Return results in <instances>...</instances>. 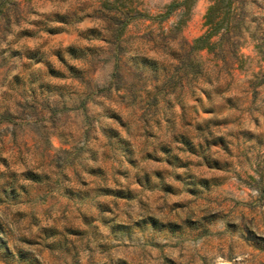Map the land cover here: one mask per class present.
Wrapping results in <instances>:
<instances>
[{
    "label": "rangeland",
    "instance_id": "374dc122",
    "mask_svg": "<svg viewBox=\"0 0 264 264\" xmlns=\"http://www.w3.org/2000/svg\"><path fill=\"white\" fill-rule=\"evenodd\" d=\"M235 7L195 73L179 10L115 50L60 0H0V264H264V0Z\"/></svg>",
    "mask_w": 264,
    "mask_h": 264
},
{
    "label": "trees",
    "instance_id": "16d2710c",
    "mask_svg": "<svg viewBox=\"0 0 264 264\" xmlns=\"http://www.w3.org/2000/svg\"><path fill=\"white\" fill-rule=\"evenodd\" d=\"M60 1L66 6L65 12L59 20L61 23L69 24L72 21H81L85 17L90 18L98 26L96 38L112 44L115 50L121 47L126 27L133 20L146 18L161 23L179 10L177 20L166 33L168 34L167 38L170 41L180 40L181 45L188 48L183 57L188 62H185L184 65L195 73L202 71L203 62L198 56L194 59L190 55L195 54L196 56L203 50L214 54L226 51V47L229 46H225L223 40L231 32L236 16L235 0H209L210 4L204 14L203 33L191 42H187L182 41L181 31L189 19L190 10L196 0H171L163 7L162 12L154 16L139 9L140 0H96V4L93 6L82 0ZM89 7L91 10L87 11ZM162 33L164 34V31Z\"/></svg>",
    "mask_w": 264,
    "mask_h": 264
}]
</instances>
